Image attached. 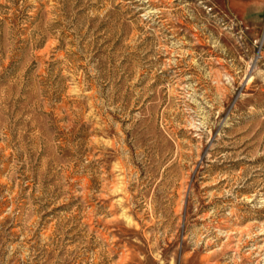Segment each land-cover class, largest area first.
<instances>
[{"label": "rangeland", "instance_id": "rangeland-1", "mask_svg": "<svg viewBox=\"0 0 264 264\" xmlns=\"http://www.w3.org/2000/svg\"><path fill=\"white\" fill-rule=\"evenodd\" d=\"M243 6L0 0V264H264Z\"/></svg>", "mask_w": 264, "mask_h": 264}, {"label": "crops", "instance_id": "crops-1", "mask_svg": "<svg viewBox=\"0 0 264 264\" xmlns=\"http://www.w3.org/2000/svg\"><path fill=\"white\" fill-rule=\"evenodd\" d=\"M241 1L244 4L241 13L243 15L242 17L244 18L250 17L255 19L256 12L258 10L260 12V10L264 9V0H241Z\"/></svg>", "mask_w": 264, "mask_h": 264}, {"label": "bare ground", "instance_id": "bare-ground-1", "mask_svg": "<svg viewBox=\"0 0 264 264\" xmlns=\"http://www.w3.org/2000/svg\"><path fill=\"white\" fill-rule=\"evenodd\" d=\"M263 39H264V37H263Z\"/></svg>", "mask_w": 264, "mask_h": 264}]
</instances>
